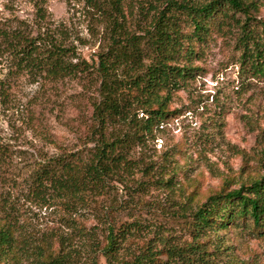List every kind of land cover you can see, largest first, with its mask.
I'll use <instances>...</instances> for the list:
<instances>
[{
  "label": "rangeland",
  "instance_id": "rangeland-1",
  "mask_svg": "<svg viewBox=\"0 0 264 264\" xmlns=\"http://www.w3.org/2000/svg\"><path fill=\"white\" fill-rule=\"evenodd\" d=\"M245 1L251 8L230 11V26L219 30L218 23L211 25L201 40L186 41L195 55L176 65L186 64L192 74L172 92L165 117L126 151L130 164L120 168L117 180L72 208L36 200L27 182L42 160L88 153L97 145L102 130L94 113L102 100L100 83L94 76H31L0 58V184L16 205L23 237L49 246L52 256L61 253L65 264H108L102 249L108 226L117 223L131 225L124 252L130 261L149 250L156 254V264H201L198 256L205 264H264L263 224L236 218L199 236L193 224L211 197L248 188L264 177V78L244 61L241 39L245 23L263 37L264 0ZM163 2L123 0L117 8V33L143 43ZM99 3L104 2L0 0V19L24 21L34 36L65 30L79 60L97 66L111 30L96 9ZM102 7L108 8L107 3ZM184 33L192 35L193 28L185 26ZM118 75L127 78L128 72L122 68ZM129 97L135 109L138 93ZM125 129L110 125L105 135L112 138ZM244 194L251 196L248 189Z\"/></svg>",
  "mask_w": 264,
  "mask_h": 264
},
{
  "label": "trees",
  "instance_id": "trees-1",
  "mask_svg": "<svg viewBox=\"0 0 264 264\" xmlns=\"http://www.w3.org/2000/svg\"><path fill=\"white\" fill-rule=\"evenodd\" d=\"M103 2L108 8L99 3L96 9L111 27L110 43L106 53L99 54L97 66L79 60L75 46L66 42L69 35L65 30H51L34 36L24 21L0 19V58L8 60L17 72L54 79L94 76L100 83L102 100L94 113L102 130L97 145L88 153H65L42 160L27 182L31 195L36 200H47L48 204L60 201L72 208L84 202L87 194H100L110 181L117 180L120 168H128L130 164L126 151L144 136V131L150 130L154 122L165 117L172 92L192 74L186 64L183 67L176 65L181 58L191 62L195 55L186 47V41L190 38L201 40L211 25L218 23L219 30L230 26L233 19L230 11L246 13L251 8L245 0H211L195 4L192 0H164L163 8L158 10L159 19L154 21L142 43L139 38L117 33V27L121 26L117 21V8L123 0ZM39 17L42 21L46 19L43 13ZM261 24L264 34V23ZM247 25H241L243 58L252 63L255 75L264 78V35L261 37L254 29H247ZM185 26L193 28L192 35L184 33ZM144 60L151 62L143 65ZM122 68L128 72L127 78H119L118 71ZM133 92L138 93L135 109L133 103H129V94ZM141 112H147L148 117L139 119ZM117 123L125 127V131L108 138L105 130ZM2 150L0 147V156ZM246 189L251 196L244 194ZM4 194L0 184V264H25V261L29 264H65L61 253L52 256L49 246L35 245L32 239L23 237L16 205ZM236 218H250L255 225H264V177L248 188L211 197L195 213L194 230L199 236L209 228H222ZM124 226L117 227V223L108 226L102 249L108 264H156V254L149 250L133 257L132 261L125 257V244L132 232L129 231L131 225ZM174 254L182 257L181 253ZM197 259L201 264L206 263L201 256Z\"/></svg>",
  "mask_w": 264,
  "mask_h": 264
}]
</instances>
